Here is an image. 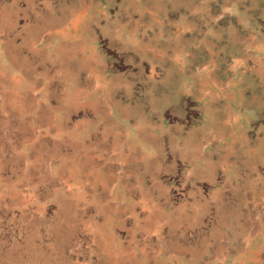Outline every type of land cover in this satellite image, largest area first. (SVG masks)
<instances>
[{
  "label": "rangeland",
  "instance_id": "rangeland-1",
  "mask_svg": "<svg viewBox=\"0 0 264 264\" xmlns=\"http://www.w3.org/2000/svg\"><path fill=\"white\" fill-rule=\"evenodd\" d=\"M0 264H264V0H0Z\"/></svg>",
  "mask_w": 264,
  "mask_h": 264
}]
</instances>
